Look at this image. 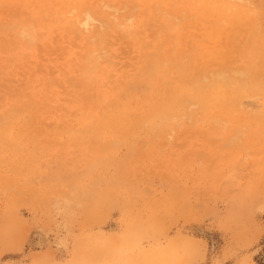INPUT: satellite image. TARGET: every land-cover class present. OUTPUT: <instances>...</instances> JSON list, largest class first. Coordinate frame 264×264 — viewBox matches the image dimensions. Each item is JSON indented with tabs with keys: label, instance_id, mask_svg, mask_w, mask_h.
I'll return each mask as SVG.
<instances>
[{
	"label": "rangeland",
	"instance_id": "1",
	"mask_svg": "<svg viewBox=\"0 0 264 264\" xmlns=\"http://www.w3.org/2000/svg\"><path fill=\"white\" fill-rule=\"evenodd\" d=\"M140 4L0 0V117L23 94L27 102L42 92L36 104L46 103L42 114L31 107L5 130L0 124V264H149L144 254L171 246L174 264H264V89L244 85L228 110L227 99H186L167 118V130L146 123L134 148L121 135L117 151L108 132L96 131L93 140L83 116L69 113L78 91L72 81L101 32L109 33L105 48L93 54L119 72L153 40L170 49L188 37L187 53L199 45L209 61L207 71L198 65L197 80L205 74L214 82L211 75L221 71L264 80L256 64L264 58V0ZM117 19L136 27H107ZM38 23L28 36L23 27ZM224 49L232 54L226 61ZM35 121L43 125L31 128ZM76 135L88 138L84 149ZM101 146L110 165L92 171ZM117 170L123 176L110 184Z\"/></svg>",
	"mask_w": 264,
	"mask_h": 264
},
{
	"label": "bare ground",
	"instance_id": "2",
	"mask_svg": "<svg viewBox=\"0 0 264 264\" xmlns=\"http://www.w3.org/2000/svg\"><path fill=\"white\" fill-rule=\"evenodd\" d=\"M139 6L143 0H137ZM107 8H110L108 5ZM91 15H87L86 26H90L93 21ZM167 19L166 23L171 22ZM135 22H126L125 20L117 19L115 22H110L107 27L117 29L125 25L128 32H132ZM42 23L27 24L23 27L28 36L33 37L35 29L41 27ZM168 26V25H167ZM109 36L107 32H101L98 35L96 42L89 51L87 63L79 69V73L72 81V85L78 88L77 93L71 101L69 113H75L76 120H80V113L83 116L82 125L84 132L96 140V131H106L110 135L106 137L112 138L110 149L117 151L119 149L118 142L123 140L129 143V148H134L138 143L134 141L133 136L137 129H142L149 123L148 129L165 131L169 128L167 118L185 102L186 99H192L202 104L203 101L209 99H237L240 88L244 85H253L252 92H260L264 89V80L255 81L257 77L248 78L246 75L236 77L237 80L231 79L225 71L217 74H212L216 81H208V77L204 74V80H197L194 75L199 70V66L203 71H207L205 66L209 61L208 57H204L199 45H196V53L194 55L187 53L186 47L188 43L183 39H176L173 42V48H168V41L153 40L139 50V60L128 65V69L124 72H119L117 66L112 62L104 64L99 58L94 56L97 50L105 48L106 39ZM96 43V44H94ZM201 50V51H200ZM228 49L220 51V59H230L232 54L228 55ZM107 63V62H106ZM256 64L259 67H264V58L257 59ZM223 65L226 66L225 63ZM224 69L223 67L220 70ZM211 71V70H210ZM230 78V81L226 79ZM227 81V82H225ZM250 81V82H249ZM43 95L42 92L31 94L27 102L21 99L26 98L25 94L19 99L13 109L7 113V117H0L2 129H6L10 118L16 115L18 118L23 116L31 107H34L32 114L44 113L46 103L42 100L40 104H36L37 98ZM33 96V97H32ZM49 100V99H48ZM50 102V101H48ZM231 102V101H230ZM36 104V106H35ZM76 105V107H75ZM234 103L225 107V110L233 108ZM216 115H220L216 112ZM78 117V118H77ZM96 119L91 123V119ZM218 117H214L216 119ZM157 120L160 123H157ZM39 124V125H38ZM42 126L43 122H33L31 128ZM71 126V125H70ZM23 135L14 142H22ZM86 138L81 135H76V147L84 149ZM83 142V143H82ZM86 144V143H85ZM95 148V147H94ZM107 147L95 148L96 153H100L92 162V171L97 168L104 170L110 165V159L103 154ZM114 163V162H113ZM106 171V170H104ZM100 172V171H98ZM123 174L117 170L114 175H109L107 181L113 184L118 181ZM83 178V174L81 175ZM109 184V185H110ZM35 242V241H34ZM9 248L8 246L6 247ZM172 246L169 251L159 250L155 254H144L142 257L143 263L149 264H174V258L171 253ZM9 250V249H8Z\"/></svg>",
	"mask_w": 264,
	"mask_h": 264
}]
</instances>
